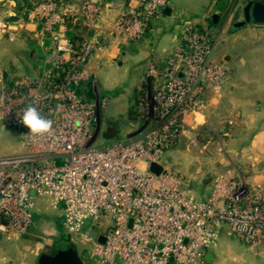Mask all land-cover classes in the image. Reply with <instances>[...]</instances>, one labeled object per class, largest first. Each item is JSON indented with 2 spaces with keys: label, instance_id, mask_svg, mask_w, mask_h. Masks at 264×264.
Wrapping results in <instances>:
<instances>
[{
  "label": "built area",
  "instance_id": "obj_1",
  "mask_svg": "<svg viewBox=\"0 0 264 264\" xmlns=\"http://www.w3.org/2000/svg\"><path fill=\"white\" fill-rule=\"evenodd\" d=\"M39 0L27 11L39 45L47 52L37 77L20 76L0 87V125L15 129L27 152L0 158V234L12 240L33 223L36 198L57 213L66 240L84 244L98 264H204L225 226L243 245H264V183L249 185L233 167L216 173L205 198L196 196L162 163L177 142L184 118L202 113L218 97L228 68L214 59L215 40L194 22L183 26L164 65L147 66L143 99L148 122L124 139L99 146V110L107 98L85 100L79 87L89 78L97 49L88 32L106 0ZM169 0H134L114 30L137 43ZM7 26L2 25L0 31ZM1 34V32H0ZM35 106L53 122L43 138L20 122ZM150 164L163 167L159 174ZM103 226L94 228L95 223ZM97 231L96 238L89 236ZM99 237L103 243L97 241Z\"/></svg>",
  "mask_w": 264,
  "mask_h": 264
},
{
  "label": "crops",
  "instance_id": "obj_2",
  "mask_svg": "<svg viewBox=\"0 0 264 264\" xmlns=\"http://www.w3.org/2000/svg\"><path fill=\"white\" fill-rule=\"evenodd\" d=\"M64 1L67 0H60L59 4ZM31 3L32 0H17L5 8V14H16L18 20L5 25V31H0V87L16 77H37L45 68L46 55L44 57L41 51L43 54L47 52L39 45L36 25L27 17ZM208 3L209 0H203V10L193 14L195 12L190 13L189 8L169 0L167 8L170 13H157L144 38L132 43L116 33L114 23L120 12L133 5L134 0H106L107 5L95 28L88 32L97 45L88 61V73L94 83L105 89L104 94L107 95L102 97L108 96L106 115L100 118L99 131L102 129L106 133L111 128L120 134L109 142L124 139L142 127V105L131 115L130 106L132 95L141 91L144 93L147 89L144 81L147 66L152 62L164 65L166 58L177 47L184 24L201 18ZM2 25L0 21V28ZM239 29L235 32L230 28L228 35L225 32L218 35L214 59L228 68L225 86L218 97H209L205 110L196 115L201 118L198 124L204 125L211 114L209 109H219L220 120L223 119L220 125L227 137L223 149L226 157H230V152L234 153L231 160L227 158L225 165L231 164L229 167H233L245 183L257 185L264 183V54L247 66L238 47L244 52L259 49L264 53V46L260 44L257 47L240 39ZM95 93L89 81L79 87V94L87 101L94 100ZM209 191L210 188L205 197ZM41 204L39 202L35 207L33 223L26 234L4 240L17 242L37 234H48L52 237L48 243L51 252L64 246L66 237L57 213L48 211ZM2 239L0 264H35L2 250ZM42 242L47 245L45 240ZM204 261V264H264V245H243L223 226L218 231L215 245L206 252Z\"/></svg>",
  "mask_w": 264,
  "mask_h": 264
},
{
  "label": "rangeland",
  "instance_id": "obj_3",
  "mask_svg": "<svg viewBox=\"0 0 264 264\" xmlns=\"http://www.w3.org/2000/svg\"><path fill=\"white\" fill-rule=\"evenodd\" d=\"M174 1L189 8L190 13L195 12L193 14H198L197 12H200L204 8L203 0ZM247 1L249 0H209L203 15L201 14L202 17L194 20V23L201 29L209 32L216 41L221 32H225L228 35L231 25L243 19L242 9ZM252 1L256 2L257 0ZM5 2L6 0H0V8L4 7ZM203 17L204 20H202ZM214 19L215 21H213ZM236 31L235 29V32ZM238 35H240V39L253 43L257 47L261 45L264 46V24L257 25L250 21L238 30ZM238 49V52H242L241 57L247 66L255 62L256 59H260L264 54L259 49H254V51L251 52H244V49L240 47H238ZM41 53L45 57L46 53L43 54L42 51ZM216 61L219 62V60ZM88 81L94 86L97 99L102 98L103 95H107L104 94L105 89H102V86L98 83H94V79H91L90 76L86 82ZM142 88H145V86ZM132 96L130 115L140 110V104L143 108L142 111L146 113L149 109V105L146 100L143 99L142 91L138 94L134 93ZM107 106L108 102L104 108L98 109L99 121L100 118L106 115ZM209 111L211 114H209L208 120L204 125L198 124L201 120L199 115L190 114L184 118V125L177 142L172 149H169V151L165 153L162 159L163 165L171 171L173 175L181 179L182 183L191 189L195 195L201 198H205L213 176L225 168L232 166L229 163L225 165L227 158L231 160L234 157V153L231 152L229 155L230 157H226L225 149H223V143L227 137L223 135V129L220 125V121L222 122L223 119L220 120L221 114L219 109L210 108ZM144 113V119L141 123H146L149 120L148 114L146 115ZM119 135L114 129L110 128L106 133H103L101 129L96 137V144L99 146L108 144L109 141L118 138ZM26 152L27 149L24 147L19 133L15 129H4L0 126V158L21 155ZM39 202L42 203L41 206L43 205L48 211L54 212L43 198H36V206ZM99 229L102 230L103 226ZM51 238V235L48 234H37L36 236L26 237L17 242H8L3 238L1 241V249L4 251L7 250L10 254H16L17 259L21 257L33 263L39 253L46 252L49 254V252H51L48 246ZM42 240H45L47 245H43L42 243L44 242H42ZM70 245L76 247L80 255L88 250V246L84 244L77 243L75 245ZM85 261L88 264H98L96 260H91L90 258Z\"/></svg>",
  "mask_w": 264,
  "mask_h": 264
},
{
  "label": "water",
  "instance_id": "obj_4",
  "mask_svg": "<svg viewBox=\"0 0 264 264\" xmlns=\"http://www.w3.org/2000/svg\"><path fill=\"white\" fill-rule=\"evenodd\" d=\"M17 0H6L4 3V7L0 8V21L4 25H9L15 23L18 20L16 14H5V8L10 5L11 2ZM55 3L58 4L57 9L58 11L61 10V5H59L60 0H53ZM159 13L163 12L164 14L168 15L170 10L168 8L157 10ZM243 19L231 25L232 29L242 28L248 22L252 21L257 25L264 24V3L261 2H254L249 0L244 5L243 9ZM148 170L153 174H159L163 171V167L157 164H150ZM100 224L97 222L94 224V228L98 229ZM93 229L90 231L89 236L91 238H96L97 231ZM1 239V234H0ZM98 242L103 243L104 239L99 237L97 239ZM88 254L83 253L82 255L79 254L78 249L76 247H71L68 249H62L57 251L54 254H48L46 252H41L37 255L35 264H88L85 260L88 259ZM172 259H169V263H172Z\"/></svg>",
  "mask_w": 264,
  "mask_h": 264
},
{
  "label": "clouds",
  "instance_id": "obj_5",
  "mask_svg": "<svg viewBox=\"0 0 264 264\" xmlns=\"http://www.w3.org/2000/svg\"><path fill=\"white\" fill-rule=\"evenodd\" d=\"M29 130L28 135L35 138H43L53 131V122L41 115L33 105L27 106L20 121Z\"/></svg>",
  "mask_w": 264,
  "mask_h": 264
},
{
  "label": "trees",
  "instance_id": "obj_6",
  "mask_svg": "<svg viewBox=\"0 0 264 264\" xmlns=\"http://www.w3.org/2000/svg\"><path fill=\"white\" fill-rule=\"evenodd\" d=\"M37 1H39V0H32V3H31V4H29V6H31V7H32V6H33V4H34L35 2H37ZM256 2H261V3H264V0H257ZM31 7H30V8H31ZM71 247H73V245H70V244L68 245V243H67V245H66V247H65V248H67V249H68V248H71Z\"/></svg>",
  "mask_w": 264,
  "mask_h": 264
},
{
  "label": "flooded vegetation",
  "instance_id": "obj_7",
  "mask_svg": "<svg viewBox=\"0 0 264 264\" xmlns=\"http://www.w3.org/2000/svg\"><path fill=\"white\" fill-rule=\"evenodd\" d=\"M242 13H243V11H242ZM65 241L68 243V241L65 239ZM67 243L66 244H64V246H60L56 251L54 250V252H49V254H54V253H56L57 251H59V250H62V249H67V248H65L66 247V245H67ZM68 245H69V243H68Z\"/></svg>",
  "mask_w": 264,
  "mask_h": 264
}]
</instances>
